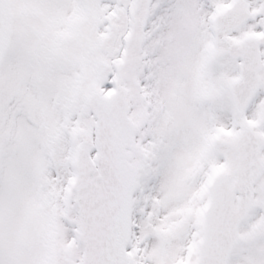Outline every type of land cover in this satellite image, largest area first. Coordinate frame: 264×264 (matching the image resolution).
<instances>
[{
  "label": "snow or ice",
  "instance_id": "1",
  "mask_svg": "<svg viewBox=\"0 0 264 264\" xmlns=\"http://www.w3.org/2000/svg\"><path fill=\"white\" fill-rule=\"evenodd\" d=\"M0 264H264V0H0Z\"/></svg>",
  "mask_w": 264,
  "mask_h": 264
}]
</instances>
